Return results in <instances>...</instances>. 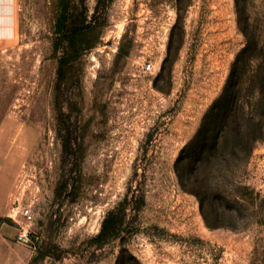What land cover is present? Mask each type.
<instances>
[{
  "label": "rangeland",
  "instance_id": "1",
  "mask_svg": "<svg viewBox=\"0 0 264 264\" xmlns=\"http://www.w3.org/2000/svg\"><path fill=\"white\" fill-rule=\"evenodd\" d=\"M13 3L14 35H0V264H264V138L248 156L211 141L199 154L214 165L215 227L175 171L244 47L240 116L264 137L251 87L264 0ZM112 210L122 231L101 241Z\"/></svg>",
  "mask_w": 264,
  "mask_h": 264
},
{
  "label": "trees",
  "instance_id": "2",
  "mask_svg": "<svg viewBox=\"0 0 264 264\" xmlns=\"http://www.w3.org/2000/svg\"><path fill=\"white\" fill-rule=\"evenodd\" d=\"M247 52L248 47H244L237 55L222 93L212 104L204 117L201 127L181 150L175 162V171L182 188L194 193L199 198L203 217L210 227H215L217 224L210 220L205 212L204 205L205 200H210L212 186L210 176L214 165H210L208 160L204 161L203 159L205 158L203 157L202 159L199 155L206 149L205 144L211 141L216 148L221 145H231L232 149L235 150H241L243 147L246 149V156H248L253 151L255 142L264 138L261 133V125L257 130L250 131L246 129L242 116H240L241 91L240 83L237 79L240 63L244 59H250V56H246ZM254 78L261 80L255 81L251 87L260 92L262 100L264 99V64L261 65V69L257 70ZM190 153L192 154L190 155ZM185 158H188L187 161ZM115 210L107 214L97 235V239L105 241L106 239L116 237L122 231L115 225L116 218L110 220V216L115 213Z\"/></svg>",
  "mask_w": 264,
  "mask_h": 264
},
{
  "label": "clouds",
  "instance_id": "3",
  "mask_svg": "<svg viewBox=\"0 0 264 264\" xmlns=\"http://www.w3.org/2000/svg\"><path fill=\"white\" fill-rule=\"evenodd\" d=\"M15 5L13 0H0V35L11 38L14 35Z\"/></svg>",
  "mask_w": 264,
  "mask_h": 264
},
{
  "label": "built area",
  "instance_id": "4",
  "mask_svg": "<svg viewBox=\"0 0 264 264\" xmlns=\"http://www.w3.org/2000/svg\"><path fill=\"white\" fill-rule=\"evenodd\" d=\"M151 67H152V64L149 63V64L147 65V69H151ZM24 214H25V216H26L27 218H31V217H32V215H31L29 209H25V210H24Z\"/></svg>",
  "mask_w": 264,
  "mask_h": 264
}]
</instances>
